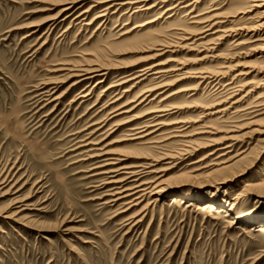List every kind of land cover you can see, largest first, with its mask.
I'll use <instances>...</instances> for the list:
<instances>
[{
    "label": "rangeland",
    "instance_id": "1",
    "mask_svg": "<svg viewBox=\"0 0 264 264\" xmlns=\"http://www.w3.org/2000/svg\"><path fill=\"white\" fill-rule=\"evenodd\" d=\"M61 1L0 0V171L13 167V183L17 182L11 195L2 197L0 192V264H264V234L253 231L264 228V222L251 221L264 217V188L253 187L264 179L261 177L264 144L260 142L262 138L250 134L257 128L253 124L263 121L264 117L258 118L253 113L255 109L241 114L231 110V116L226 117L215 113L220 107L204 111L217 92L214 85L210 88L200 86V81L195 79L199 72H215L228 67L231 72L226 82H229L245 66L259 68L261 63L250 56L258 36L252 40L229 37L210 48L206 43L212 38L194 44V38L180 41L184 31L196 30L195 25L190 24L196 21L195 16H207L212 10L219 9L217 12L227 18L242 8L241 1L200 0L197 9L191 13L182 10L176 15L165 14L163 6L144 15H132L133 11L129 13L128 8L123 7L115 13L112 11L109 21L101 19L88 27L84 25L106 6H94V10L85 16V22L80 24L75 17L98 1L88 0L81 9L64 14L54 26L44 23L56 16ZM154 1L151 0L149 6ZM141 24L147 25L121 36L124 30ZM26 35L30 37L24 38ZM154 40H157L155 45L150 43ZM239 41L244 45H238ZM169 45L171 48H166L165 53L158 51L159 46ZM96 59L114 68L107 78L100 79L102 84L97 85L100 80L96 78L72 88V82L56 85L57 79L66 75L64 71L58 72L65 67L62 64H83ZM162 63L167 64L165 69L185 66L186 79L177 81L175 74L165 79L164 84H170L166 87L169 90L165 88L147 94L144 103L133 104L135 110L132 109L131 114L139 116L155 107L163 96L175 94L168 104L183 109L162 117L161 123L165 126L154 135L160 144L145 145L149 153L141 145L142 141L130 140L134 137L130 127H120L110 134V125L118 123L122 117L106 126L89 129L93 122H102L115 109L104 107V103L116 91L105 97V90L119 81V73ZM255 76L252 74L248 80L258 79ZM151 86L154 82L144 79L121 103ZM85 90L90 95L81 98ZM161 92L166 93L158 98ZM260 92L257 89L243 104L252 103ZM152 98L154 103L148 105ZM143 121L135 123L134 127L142 126ZM177 122L188 123L173 125ZM99 128L105 132L102 129L92 134ZM231 137L238 141L234 149L230 153L217 151ZM85 142L97 145L81 147ZM190 143L198 150L165 172L159 173L173 166L170 160L161 159L160 163L125 161L124 166L151 165L146 174H140V169H132L130 171L137 176L130 177L125 174L129 173L127 171L120 176V179L126 177L123 189L131 190L124 202H113L112 195L118 192L119 185H102L110 180L98 174L109 168L97 170L101 161L87 159L103 149L130 156H139L140 151L157 159L174 154L178 148ZM77 145L81 150H76ZM213 151L215 155L199 161ZM241 153L244 155L236 158ZM194 162L198 163L189 165ZM225 162L231 165L229 169L206 176ZM184 173L195 178L178 176H186ZM161 180L169 186L166 195L149 198L150 202L144 199L131 208L124 205L139 196L133 195L135 186L148 183L152 187ZM175 194L180 197L190 194L197 200L172 204ZM17 198L27 200L28 208L23 216L32 221L29 228L4 219L10 202ZM205 199L229 208V217H224L225 209H221L223 214L219 215L196 213ZM146 204L149 205L145 208ZM237 214L243 220L235 221Z\"/></svg>",
    "mask_w": 264,
    "mask_h": 264
},
{
    "label": "bare ground",
    "instance_id": "2",
    "mask_svg": "<svg viewBox=\"0 0 264 264\" xmlns=\"http://www.w3.org/2000/svg\"><path fill=\"white\" fill-rule=\"evenodd\" d=\"M87 1L88 0H62L61 4H60L61 8H59L60 10L56 14V16H54L53 18H51L49 20H46V22H44V23H51L49 26H54L55 22L57 20H59L64 14H66L68 12H71V11H74V10L81 9V7L86 5ZM150 1L151 0H102V1L98 0V1L93 2V4H94V5L92 4L93 6H90L89 8L84 9L83 11H81L80 14H78L75 17V21H78L80 24L84 23L85 20H86L85 16L89 13V11H91L94 8V6L98 7L99 5H102V4L106 5L105 8H103L101 10L99 15H97L95 18H93L90 22L86 23L84 26H88L89 27L94 22L99 21L101 19L103 21L104 20L107 21L108 18L110 17V13L112 11H114V13H115L117 10L122 9L123 7L128 8L127 10H129V13L133 11L132 15H138V14H142V13L144 15V14L149 13L150 11H153L158 6L159 7L163 6V7H165V10L163 11L165 14L176 15L178 12H180L182 10H185L184 12L187 11V13H191V11L197 9L198 4L201 2L200 0H191V2L187 4L186 2L189 1V0H155L153 2V4L149 6ZM240 1L243 4L242 8H240L238 11H235V12L231 13L227 18L226 17H222L221 16L222 14L217 12V11H219V9L212 10L207 16H200V15L199 16H195L196 21L194 23H190V24L195 25L194 28L196 30L195 31H191V32H185L184 31V35L182 36L180 41H190V40H192L194 38V40H192V44H194V43H197V42L204 41V40H206L208 38L209 39L212 38L211 40H209L206 43L207 47L210 48L209 47L210 45H215L216 46L217 42L223 41V40H225V39H227L229 37H233V38L239 37L238 39H241L242 37L243 38L245 37V38H247V40H252L256 36H258V38L256 40H254V42L257 43L255 45V48L252 49V51H250L253 55L251 54L250 56L255 57V60L261 63V66L259 68H257L255 70V69H253L251 67L248 68V67L245 66L235 76H233L229 82H226L227 81L226 77L231 72L228 67L227 68H221V69H219L218 71H215V72H207V71H203L201 73L199 72V73H197V74H199V76L197 78H195V79H198L200 81V83L198 84L200 86L201 85H205L206 87H209L210 85L211 86L214 85L213 88H215L216 89L215 91L217 92L214 95L213 100L211 101V104L208 105V107H206L204 109V111L205 110L216 109V108L220 107V109H218V111H215V113L219 114V115H223L224 117H226V115H230L231 114L230 113L231 110H234L233 113H235V114H237V113L241 114V113H245L246 111L249 112L248 110H250V109H255V111L253 113L254 114L256 113L258 118H259V117H264V0H240ZM185 3H186V5H184ZM163 12L161 13L162 15H163ZM125 14H126V12H125ZM192 14H193V12H192ZM72 15H70V16H72ZM171 16L172 15H170L169 17H171ZM182 16H184V15H182ZM62 22H63V20H62ZM149 23H152V22H149ZM147 24H144V25L146 26ZM126 25H127V23H126ZM144 25H142V24L140 26L135 25L136 27H134V28L124 30V32L121 34V36L129 35L130 33H132V31L137 30L138 28H141V27L143 28ZM123 27H121V29ZM99 28H100V26H99ZM102 30H103V27H102ZM137 33H138V31H137ZM32 34H33V32H32ZM28 37H30V35H26L24 38H28ZM150 43L155 45V43H157V40H154V41H152ZM154 45H152V46L154 47ZM238 45H244V42H240L239 41ZM159 47H161V49H159L158 51H160L162 53H165V49L166 48H171L170 45H169V47L168 46H165V47L164 46H159ZM209 50L212 51V49H209ZM62 65L65 66V67H63L62 69L60 68L61 70H59L58 72L64 71V72H66V75H63L64 77H61V78L57 79L56 85L65 84L67 82H72L71 85H70L71 88L75 87L77 85H80V84H82L84 82H87V81L90 82L92 80H95L96 78H98L99 80L107 78V76L109 75V71L114 69V68L111 67V65L109 66V65H106V64H104L102 62H99L98 59H96L95 61H89V62L86 61L83 64H81V63H73V64H62ZM165 65H167V64L166 63L165 64H163V63L162 64H147V65H144L142 67L132 68L130 71L119 73V75L121 76V77L119 75L117 76V77H120L118 79L119 81H117L115 85L108 86L106 88V90H105V92H106L105 97L109 96L111 94L110 92L113 93L114 91H116L114 93V95L111 96V98H109V100L106 103H104V107H107V108L114 107L115 109L110 114H107V115H109V116H107L108 118L105 117L106 119L103 120L102 122H98V123H94L93 122V124L89 127V129H92L94 127L98 128V127L102 126L103 124H105V126H106V124L108 122H111L115 118L122 117V118H120V121L118 123L110 125L111 126V128L109 129V133L110 134H112L115 131V129L120 130L119 129L120 127H125L126 126V127H130V131L134 133V135H132V137L134 136L133 138L130 139L128 137L130 140H132V141L136 140L137 142L142 141L143 143L141 145H143V146L150 145V147L153 146V145L160 144V142H158L159 139L155 138L156 136H154V135L157 132L161 131L160 129L165 126V124L161 123L162 117H165L168 114V112H171V111H174V110H182L183 109L182 107L181 108L173 107V106H170L168 104L169 100L175 94L163 96L166 92L164 94H162L163 92H161L160 96L158 98H160L162 96L163 97L159 101L156 102L157 105L155 107L153 106L152 108H150L146 112L144 111L139 116L138 115L135 116V115H131V114L133 113L132 109H134L133 108L134 107L133 104H135L137 102H140L138 105H141L142 103H144L146 101V100H144L145 99L144 97H147L146 96L147 94H150L153 91L157 92V90H163V89H165L166 87H168L170 85V84L169 85L168 84L167 85L164 84L165 79L169 78L170 76H174V74H175V78L178 79L177 81H181L183 79H186L187 73H184V72H187V71H184V67L185 66H183V68H181V67H179V68L174 67L173 68L172 67V69H165L164 68ZM137 68L138 69L140 68V69L138 70ZM135 69H137V70H135ZM117 73H118V71H117ZM252 74H255L256 75L255 77H257L258 79L254 78L252 80H248V78ZM114 75H116V74L114 73ZM114 77H116V76H114ZM144 79L145 80L146 79H151V81L154 82V86H151L149 88L140 90L131 100H128L125 103H121L122 99H124L127 95L131 94V92H133L138 87V85L140 83H142V81H144ZM102 83H103V80H100L97 85H100ZM149 83H150V81H149ZM172 83H173V81H172ZM128 85H130V86H128ZM152 85H153V83H152ZM252 86H253V88H251ZM166 89H168V88H166ZM257 89H260L262 91V92H260L261 94L256 96V98H254V101L252 103L248 102V104L244 105L243 103L245 102V100L248 97L252 96L253 93L256 92ZM85 92H86V90L83 91L82 94H84ZM89 95H90L89 93H85V95H82V96L80 95V96H81V98H86ZM54 99H56V98H54ZM154 101L155 100L152 98L148 105H152V103H154ZM50 102H51V100H50ZM242 104L244 105V107L242 106ZM130 106H131V108H130ZM135 106H137V105H135ZM146 107H148V106H146ZM164 114H166V115H164ZM254 114H251V115H254ZM112 115L113 116L115 115V116L111 120H108L109 117L112 116ZM245 116H247V115H245ZM141 120H144L142 126L134 127V126L137 125L135 123L140 122ZM186 123H188V122H177V123H175L173 125L186 124ZM196 125L199 126L198 124H196ZM253 125H255L257 128L252 130V132L250 134L255 136V138H262L260 140V142H262L264 144V120L263 121H259L258 123H254ZM201 126H203V125L201 124ZM102 129L103 128H99V130L96 129V130L93 131L92 134L96 133V131L97 132H99V131L101 132ZM127 130H129V129H127ZM103 131H104V129H103ZM172 131H175V130H172ZM126 133H128V132H126ZM191 134H193V133H191ZM159 135H161V134H159ZM105 136H107V135H105ZM188 137H191V136H188ZM168 139H170V138H168ZM227 139H228L229 142H227V143L224 142L225 146H222L217 151H222V152H227L228 151V153H230L229 151L234 149L235 144L238 142V141H236L237 138L236 137H231V138H227ZM163 141H166V140H163ZM181 141H183V140H181ZM84 144L85 145L81 146V147L85 148V147H88L89 145H92V144H86V142ZM93 145H97V144H93ZM78 146L79 145L76 146L77 147L76 150L78 149V151H79L80 148ZM94 147H92V148H94ZM89 149H90V147H89ZM96 149H99V148H96ZM179 149L180 148H178V151L174 152V154L163 155V158L156 157L157 159L150 158V155L147 154V153L146 154L145 153L144 154L141 153L139 151L141 149L138 150L139 151V154H138L139 156H130L128 154L125 155V154H117V153L114 154L113 152H111L109 150H108L109 152H107V151H104V149H103V150H100L99 153H97V154L93 153L94 155H92V154H91V156L89 155L90 157L88 156L87 159L88 160L98 159V160L101 161L100 162L101 166H99L100 165L99 164L98 168H96L97 170L98 169L105 170V169L109 168L107 171L102 172L100 174L97 173V174L98 175H102V176H106L107 180H110V181H108L106 183L102 182L103 183V184L101 183L102 185H104V186L105 185H112V186L119 185L120 186L118 188L119 190H118V192L116 194H114L112 192L113 193L112 196H114V200L111 198L113 200V202H118V201H123V200L128 199L127 197L130 196L129 193L131 192V190H128L127 188L123 189L124 183L126 182V177L124 179H120V176L122 174H124L123 172H126V171L129 172V173H125V174H128V176H130V177H132L133 175L137 176V173H134L133 171H130V170H132V169H140V171H141L140 174H143V173L146 172L147 169L150 168V165H151L150 164V165H146L145 166V165H138L137 164L138 166H132V165L131 166H124L123 163L125 161H127L128 159H134L136 161L137 160H140V161L141 160H148V161L151 160L152 162H155V163L159 162L160 163L161 159H164L166 161L170 160V162H171L170 165H173V166L169 167L168 166L169 164H168L167 166L169 168H167L166 170L159 171V173L160 172H165L167 170L172 169L174 167V165H176L177 161H179V163H180V161H182L185 157L189 156L190 154H192L193 152H196L198 150V148H196V146H193L191 143L188 146L186 145V146H183L182 149H180V150ZM90 150H92V149H90ZM145 150H147L146 146H145ZM147 151L149 152L150 150L148 149ZM214 152L215 151L209 153L205 158H203V159H201L199 161H204L205 159L209 158L210 156L215 155ZM263 152H264V150H263ZM135 153H137V152H135ZM86 154L87 153H85V155ZM223 155H225V154H223ZM223 155H221V156H223ZM242 155H244V153L239 154V156H236V158L237 157L239 158ZM213 161H214V159H213ZM198 162H194V163H191L189 165H192V164H195V163H198ZM94 163H96V162H94ZM228 163L229 162H225V163L221 164V166H219V168L209 172L206 176H209V175L211 176L212 174H216V173L220 174L221 172H224V170L229 169L230 166H231V165H228ZM134 165H136V164H134ZM196 170H198V169H196ZM13 171H14L13 167H11L10 169H3V170L0 171V192L2 193V197L3 196H7V195H11L12 190L15 189V185H16L17 182L13 183L14 177H15V174H14ZM151 173L154 174L153 172H151ZM187 173H184V175H186V176H182L183 174L182 175H178V176L179 177L180 176L181 177H187V178H190V179L195 178V176H193V177L189 176L191 174L187 175ZM198 175H200V174H198ZM118 177H119V179H118ZM261 177L264 178V173L261 174ZM130 182H131V180H130ZM168 182H169V180H168ZM166 183H165V180H161L157 184H154V186H152V187L148 183H146V184L145 183H143V184L140 183V185L135 186V187L132 186V187H134L133 190H136L133 195H139V196L135 199V201L131 202V200H132L131 199V200H129L130 202H128L127 204H124V205H126V206L128 205V207L131 208V207L139 205L144 199H146V200H148V202H150L149 198L150 199L161 198L162 196L166 195L168 190H169V186H167ZM99 185H100V183H99ZM250 185H252V184H250ZM255 186H257L258 188H264V179H260V181L256 185H253V187H255ZM103 192H105V191H103ZM181 195H182L181 196L182 198L180 196H177V195L173 196L172 204L182 203V201H187V200L189 202H194V201L197 200L190 194H181ZM183 195H184V197H183ZM109 196L110 195H108V197ZM23 199H19V198L14 199V200L12 199V201L9 204V206H10L8 208L9 211L4 212V214H5L4 215L5 216L4 219L13 220V221L18 222L21 225H24L25 227L29 228V227L32 226V221L30 222L29 220H27V218H24V216H23L24 212H26V210L28 208V205L25 204L27 202V200H23ZM135 202H137V203L135 204ZM111 204H113V203H111ZM149 204H146L145 208ZM129 208L126 207L125 209L128 210ZM221 209H225V212H224L225 216L224 217L228 216V214L231 212L229 210V208L221 206V205H218V203L214 204V203L210 202L209 200L204 201L201 205H199L197 207V210H195V211H196V213H199V214H203V212H208V213H212L214 215H219V214H223ZM137 212H138V210H137ZM138 214H139V212H138ZM234 220L239 222V221H241L243 219H242V217L239 214H237L235 216ZM251 221L254 222V223L257 222V221H260L261 223H263L264 222V217L260 218V219H257V220L256 219L254 220V218H252ZM250 229L253 230V228H250ZM253 231H256V232L264 234V228L263 227L262 228L258 227L257 229H254Z\"/></svg>",
    "mask_w": 264,
    "mask_h": 264
}]
</instances>
